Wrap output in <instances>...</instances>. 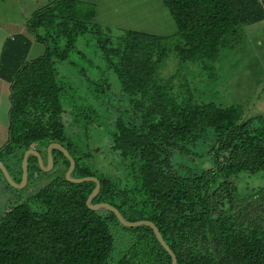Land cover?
Masks as SVG:
<instances>
[{
	"label": "trees",
	"instance_id": "obj_1",
	"mask_svg": "<svg viewBox=\"0 0 264 264\" xmlns=\"http://www.w3.org/2000/svg\"><path fill=\"white\" fill-rule=\"evenodd\" d=\"M96 3L47 2L26 32L3 44L10 108L0 161L12 180L21 182L27 151L59 143L76 162L74 178L100 181L93 203L116 207L130 222H153L178 264H264V187L245 194L234 182L264 172V115L200 102L185 80L177 79L184 94L175 91L177 74L159 76L170 54L182 63L216 60L242 28L264 23V0H161V20L145 17L137 30L96 19ZM80 37L96 57L80 53ZM36 43L45 53L29 61ZM86 60L99 74L81 79L87 96H69L75 82L61 70ZM92 134L115 153L114 175L91 167L96 153L79 141ZM198 145L204 154L192 151ZM53 157L54 168L69 169L62 152ZM35 171L32 156L25 197L0 219V264H172L151 227H124L112 212L88 208L96 183L59 175L34 192ZM122 236L128 246L114 257Z\"/></svg>",
	"mask_w": 264,
	"mask_h": 264
},
{
	"label": "rangeland",
	"instance_id": "obj_2",
	"mask_svg": "<svg viewBox=\"0 0 264 264\" xmlns=\"http://www.w3.org/2000/svg\"><path fill=\"white\" fill-rule=\"evenodd\" d=\"M11 1L14 2L13 6L11 5ZM50 1L52 0H41L39 5L37 0H0V47L5 36L8 34H11L8 36L9 38L13 33L26 32L27 27L24 24L31 20L37 14L36 12L41 10V7ZM95 2L98 3L94 7L96 19L99 20L100 17L101 21L114 27L118 26L120 28L137 30V28H144L143 26L147 23L145 22V17L149 21H160L162 18L161 0H95ZM21 9L26 10L25 12H30L24 17L25 22L22 20L24 12H19ZM137 15L138 19L136 20L134 17ZM156 31H158V28ZM115 34H117V31ZM78 40L80 53H84L87 60L96 57L93 54L88 55L89 52L85 47L84 38L80 37ZM227 42V46L221 48V53L216 60H198L197 62L182 63L174 55L170 54L166 63L159 70V76L161 79L167 80L172 75L177 74L174 82L176 86L174 87L175 91L181 90L182 94H184L181 87L184 83H179L178 80H185L200 102L213 101L227 106H241L249 116L264 115V23L242 28L238 37H231ZM45 49L46 47L43 43H36L29 55V61L43 55ZM78 56L80 57V55ZM178 67H180V72H178ZM82 69L84 72H81ZM94 70L95 68L91 66L89 61L81 62L79 68L62 69V75L64 77L70 75L75 82L72 89L66 88L69 93L68 95L79 94L87 96L84 93L87 87L81 83V79L92 75L97 76L99 73H95L96 70ZM100 79L102 80L101 77ZM1 85L3 83L0 82V134L8 130V111L10 108L9 91L7 88H5L7 91H1ZM99 88L101 89L102 87ZM99 111L101 117L107 114L101 105ZM79 142L83 145L81 148L85 152H88L89 149L95 151L96 154L92 162L95 167L91 166L92 168H95L99 172H104L107 169L108 173L105 174L114 175L115 166L117 165L115 153L106 143L104 135L96 136L92 134L91 142ZM4 143L5 136H2L0 137V145L2 146ZM51 145L49 144L46 146L47 148L44 147L39 150L45 159L47 156L46 152ZM202 146H195L192 151L204 154L205 149ZM206 156H209V154ZM57 162L60 164L63 160L59 159ZM191 166L196 169L204 168ZM40 170L35 171L34 178L32 177V180L29 181L33 182L34 192L44 188L47 183L51 182L50 180L60 177L59 175H65L67 171L64 167L58 169L53 167L47 172L42 168ZM116 174L120 178H123L122 172L119 169L116 170ZM243 176L246 177V181H243V178L240 180L239 177L234 181L236 187L237 184H244L239 190L240 193L246 194L253 192L259 187H264V172L255 175L243 173ZM22 180L23 174L21 183ZM8 184L0 176V219L6 211L12 208L13 204L18 202L19 198L25 197V193H27L25 188L17 189ZM28 193H32V189ZM127 246V238L126 236H122L120 243L117 244V253L114 257L118 253H121L120 247L122 251H125Z\"/></svg>",
	"mask_w": 264,
	"mask_h": 264
},
{
	"label": "water",
	"instance_id": "obj_3",
	"mask_svg": "<svg viewBox=\"0 0 264 264\" xmlns=\"http://www.w3.org/2000/svg\"><path fill=\"white\" fill-rule=\"evenodd\" d=\"M55 150H58L60 152H62L64 154V156L68 159V161L70 162V167L67 170L65 177L68 180V182L73 183V184H82V183H87V182H94L96 183V187L93 190V192L91 193V195L89 196L88 200H87V206L91 211H109L112 212L117 219L119 220V222L124 226V227H128V228H134V227H140V226H148L151 227L157 240L159 241V243L161 244V246L169 253V255L171 256L172 259V264H178V260L177 257L175 255V253L171 250V248L169 247V245L165 242V240L163 239L159 229L157 228L156 225H154L153 222L151 221H137V222H130L127 219L124 218V216L121 214V212L114 206L108 204V203H98V204H94L93 201L95 200V198L99 195L100 190H101V183L97 178L94 177H85V178H74L73 177V172L76 169V162L73 159V157L70 155L69 151L63 147L61 144L59 143H52V145L49 147L48 151H47V157L48 160L45 163L42 153L40 151H38L36 148H33L29 151H27L24 155L23 158V162H22V169H23V180L22 183L20 182L19 184L15 183L7 168L5 167V165L0 161V170L3 173L6 181L16 187L17 189H23L26 187L27 182H28V165H29V158L34 156L37 157L38 162H39V166L40 168H42L44 171H50V169H52L55 166V161H54V157H53V152ZM46 164V165H45Z\"/></svg>",
	"mask_w": 264,
	"mask_h": 264
},
{
	"label": "crops",
	"instance_id": "obj_4",
	"mask_svg": "<svg viewBox=\"0 0 264 264\" xmlns=\"http://www.w3.org/2000/svg\"><path fill=\"white\" fill-rule=\"evenodd\" d=\"M33 1H35V0H33ZM38 2V4L40 5V3H41V0H37ZM11 5L13 6L14 5V2L13 1H11ZM26 10H24V9H21L19 12H24V14H23V18H22V20L25 22V19H24V17H26V15L28 14V13H30V12H25ZM134 19H138V15L136 16V17H134ZM27 24V23H26ZM26 24H24L25 26H26ZM24 25H23V28H24ZM170 25L172 26V24L170 23ZM20 33H23V31L22 32H20ZM9 35H11V34H8L7 36H5V38H4V40H3V43L1 44L2 46L0 47V54H1V50H2V47H3V44L5 43V41H7V38H8V36ZM15 34L13 33L12 34V36H10V37H13ZM9 37V38H10ZM36 50V49H35ZM37 51V50H36ZM0 82L1 83H3V85H1V91H7L5 88H7L8 89V91H9V95H10V90H9V87H10V84H8L7 82H5V81H3L1 78H0ZM0 107H1V104H0ZM2 136H5V143L1 146L0 145V149L7 143V141H8V139H9V136H8V130L7 131H5V132H2L1 134H0V137H2ZM40 148V147H39ZM38 150V149H37ZM43 159H44V161H45V163L47 162V160H48V157L46 156V159L43 157ZM46 165V164H45ZM55 167V166H54ZM40 168V167H39ZM41 169V168H40ZM58 169V168H57ZM51 170V169H50Z\"/></svg>",
	"mask_w": 264,
	"mask_h": 264
},
{
	"label": "clouds",
	"instance_id": "obj_5",
	"mask_svg": "<svg viewBox=\"0 0 264 264\" xmlns=\"http://www.w3.org/2000/svg\"><path fill=\"white\" fill-rule=\"evenodd\" d=\"M34 148H36V149H38V151L41 149V148H39V147H34ZM33 149V148H32ZM46 154H47V152H46ZM14 181V180H13ZM15 182V181H14ZM16 183V182H15ZM17 184H19V183H17Z\"/></svg>",
	"mask_w": 264,
	"mask_h": 264
}]
</instances>
